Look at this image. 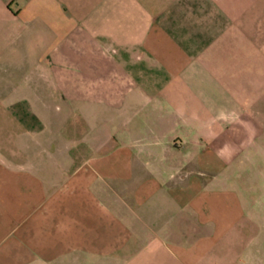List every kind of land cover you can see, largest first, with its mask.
<instances>
[{"label": "crops", "instance_id": "obj_1", "mask_svg": "<svg viewBox=\"0 0 264 264\" xmlns=\"http://www.w3.org/2000/svg\"><path fill=\"white\" fill-rule=\"evenodd\" d=\"M0 264H264V0H0Z\"/></svg>", "mask_w": 264, "mask_h": 264}]
</instances>
